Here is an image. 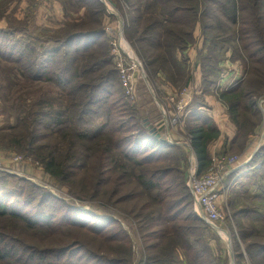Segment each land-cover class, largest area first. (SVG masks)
<instances>
[{"label": "trees", "instance_id": "obj_1", "mask_svg": "<svg viewBox=\"0 0 264 264\" xmlns=\"http://www.w3.org/2000/svg\"><path fill=\"white\" fill-rule=\"evenodd\" d=\"M82 1L85 2L79 0V3ZM123 1L133 14L131 23L134 29L129 39L138 47L148 67H155L153 79L156 86L158 81H163L171 87L157 74L158 70L166 71L169 83H180L184 79L183 87L189 85L191 77L186 78L182 69H185V54L192 45L193 32L198 25L208 41L230 46L236 58L241 59V55H244L249 64L245 86L237 84L217 93L219 102L227 108L230 121L237 129L230 149L238 147L242 150L241 132L244 126L241 120L246 121L245 115L251 114L256 121L253 126L257 125L259 117L253 100L264 95V0ZM62 6L65 8L64 3ZM86 9L90 17L96 14L93 7ZM14 32L11 28L0 30V59L16 64L13 69L16 75L10 72V76L20 79L23 84L15 94L9 87H0L4 91V95H1L4 104L1 103L6 108L8 118L13 121L12 125L0 128V149L7 151L16 148L23 153H31L37 127L46 122L42 128L48 137L54 133L55 141L53 149L40 153L37 158L43 164L44 172L57 180L66 177L62 172L65 159L62 161V155L60 159L54 155L57 144H66L64 151L70 155L67 162L71 161V165L86 159L92 161L89 169L95 163L101 166L108 164L101 172L103 177L109 172L108 176L111 175L112 170L116 169L113 156L120 157L123 161L120 164V192H123L120 204L133 198L140 202L132 220L140 232H153L160 242L156 244L160 248L158 252L165 254L162 258L147 255L143 264H219L205 236L201 235L202 230L194 225L196 222L201 224L202 220L192 214V197L184 186L182 173L167 165L172 159L175 164L180 163V156L174 157L173 152L176 150L178 154V149L162 138L151 135L136 121L132 110L135 104L124 97L116 71L108 69L112 59L103 29L93 31L92 35L74 34L64 39L52 37L48 42L32 37L28 43H22L17 56L6 52L10 47L5 42L12 39ZM18 42L10 41L11 49L17 48ZM45 44L55 46L51 48ZM199 60L202 85H212L207 77L209 70L213 69L214 59L208 54L200 56ZM6 67L0 65V71ZM33 84L49 86L57 91L40 94L28 102L26 86ZM195 105L190 109L187 107L183 115L197 173L202 174L211 168L212 158L208 147L219 139L220 132L211 119L201 112V106L194 108ZM6 131L10 133L6 134ZM114 135L117 138L111 145L107 138L112 139ZM85 150L92 154L88 157L82 153ZM71 168L74 171L70 174L81 170L77 165ZM129 186L132 189H127ZM20 197H24V194L2 192L0 197V264H130L133 254L129 243L118 239L106 240L108 232L111 237H117L111 232L109 220L79 213L86 217L82 220L75 214L78 212L76 209L63 205L62 208L69 212L61 213L58 222L54 223L55 217L43 209L49 199L46 194H42L41 200L27 214L23 211L29 208L34 196L16 201ZM52 208L55 209V206ZM183 208L189 210L185 217ZM251 213L254 211L250 209L240 211L244 215ZM180 221L189 226H178ZM8 224H21L29 234L20 237L8 234L3 229ZM62 226H67L66 230L90 232L94 235L93 240L100 243L99 247L106 244L105 248L109 246L114 256L106 257L81 241L68 247L43 248L39 238L37 242L28 241L37 237L34 232L43 229L45 233L58 232L57 229ZM122 234L120 232V237ZM256 234L244 230L241 237L247 240ZM145 237V233L141 235L142 239ZM149 248L145 247L148 251L152 249ZM246 252L252 261L256 260L254 258L259 260L254 264H264V243H252Z\"/></svg>", "mask_w": 264, "mask_h": 264}, {"label": "rangeland", "instance_id": "obj_2", "mask_svg": "<svg viewBox=\"0 0 264 264\" xmlns=\"http://www.w3.org/2000/svg\"><path fill=\"white\" fill-rule=\"evenodd\" d=\"M21 1L22 0H3L0 5V21L2 22L0 25L4 26L0 27V30H7V28H11L15 31L12 39L5 42L6 45L10 47L6 52H12L13 56H17V54L21 52L22 43H28L30 41L29 39L32 37L38 39L41 38L44 42H48L52 37H60L64 39L67 35H92L93 31L101 30L105 27H109L114 30L111 33L112 36H110V38H105V41L107 40L106 46H108L109 52H111L108 43L111 41V38L116 35V27H118L117 17L120 19L124 26V39L137 58L141 61L147 79L149 80L155 95L153 97L149 94L144 82H141L138 85L135 109L132 110L136 116V121L142 124V127L146 131H148V129L145 127V123H148L155 129L160 127L159 122L163 119L155 99L160 103L166 101L165 98L170 92L169 89H171V87H175V89L178 90L173 93H179L187 90L188 87L191 89H195L197 87L195 91L200 92V95L190 98V102L187 107L190 109V106L197 104L199 107L201 106V108H204V112H201L207 115V110L210 107L209 103L213 100L212 98H214L213 103L215 105L219 106L220 104L218 102L217 93L229 89L237 84H243V86H245L244 83H246V79L248 77L247 71H249L247 65L249 64L248 61H245L244 55H241V59L236 58L237 56L233 54L230 46L223 43H212L208 41L207 36L199 27L200 25H198L193 32V42H191L192 45L188 48L187 53L185 54V63L183 64L185 69H182L186 78L191 77V86L182 88L184 85V79H182L180 83L170 82V84L168 77L166 76V71L158 70L157 74L162 76V80H165L169 85H171V87L166 85L163 81H158L159 87H157L155 85L156 81L153 79L155 67H148L138 47H136V45L129 39V35L132 34V30L134 29L133 23H131L133 14H131V11L125 1L106 0L107 3L114 8L115 15H117L116 17L114 15L109 16L104 10V6L98 0H84L85 2L82 1L83 4L82 2L79 3V0H56L61 7L60 9H62L60 18L52 17V13H45L44 18L42 19L44 26L38 29L33 27L37 20L36 9L39 6V3L44 5V2H47V0H23L27 4V7L25 6L26 9L20 6ZM62 3L65 4V8H63ZM5 6L6 8H4ZM44 6L47 10L48 6L46 4ZM90 6L93 7L96 12V14L91 16L92 18L90 17V14L88 15L86 9L88 8L89 10ZM7 9H9L8 13L4 14V11ZM76 15H78V17ZM4 20L7 23V26L4 24ZM93 21L95 23H93ZM10 41H19V46L11 49L12 44ZM82 43L85 42L82 41ZM45 45L46 47L51 48L55 46V44ZM208 54L214 59L213 69L209 70V75L207 77V81L212 82L210 83L212 85H202L199 59L200 56L202 57ZM1 59L0 65H6L7 67L5 70L0 71V87H9L11 92L15 94L16 91L20 90V84H23L20 79L16 80L15 78H12L13 76H10V72H12L14 76L16 75L13 72L16 64H11L3 58ZM215 61H218L216 67ZM111 63L112 65L108 66V69L113 70V62L111 61ZM196 64L197 67L195 68ZM195 74L197 75L194 83ZM198 76L199 80H197ZM162 86L165 87V90L161 88ZM48 87L49 86L45 85L39 86V84H33L32 86L27 85V101L30 102L40 94H47L50 91L56 93L57 90L52 88L50 89ZM189 92L191 94V90ZM1 95H4V91L2 89H0V128L13 124L12 119L8 118L6 108L1 100ZM253 101L256 109V115L259 117V122L256 126H253V123L256 121L251 114L245 115L246 121L241 120V124L244 126L243 131L241 132V138H243L242 150L238 149V147L230 149V143L235 138L237 129L230 121L227 108L225 106L222 107V105L217 109H212L213 112L211 113V116H209L214 126L221 130L220 140L218 142H213L210 145L212 160L214 159L217 161V159H224L227 161L229 158L233 157L237 159L236 165L239 166L235 172L224 181L223 187L219 193L218 208L225 217L224 222L220 224V227H211L203 221L201 224L199 222L194 223L196 227L202 230L201 235L205 236V241H207L209 246L211 243L215 245V249H212L211 246L210 248L213 251L214 257L218 259L217 262L219 264H229L230 260L228 253L232 254L233 264H254L256 263L255 261L259 260L254 258L256 260L252 261L248 257L246 249L248 245L252 243H264V178L262 177V172L264 171V95L260 98H255ZM197 105H195L194 108H196ZM34 110L36 111L37 109L34 108ZM183 114H185V112ZM208 115H210V113ZM184 117L185 115H183V118L180 119L174 128L169 126L161 127L158 133L160 134L159 137L162 138L163 141H165L168 145L175 146L178 149V154L176 150L173 152L175 153L174 157L179 158L180 156V163L175 164L172 159L167 163V165L169 168L180 170L182 176L184 177V186L187 187L186 184L189 174L193 171H197V163L190 147ZM43 123L37 127L36 141L32 147L33 150L31 153H23L16 148L7 151L2 148L0 149V157L10 169L9 172L0 171V197L2 192L23 193L24 197H20L19 200L16 201H24L26 197L34 196L29 208L23 211L24 214H27L31 209L35 208L37 202L41 200L42 194H46L49 199H47V206H44L43 209L47 214L55 217L53 220L54 223L58 222L57 219L61 213L64 214L69 212L62 208L63 205L68 207V209H76L78 212H75V214L80 216V219L82 220L86 219V217L79 215V213L84 215L89 213L97 218L100 217L104 218V220H109L108 225H111L112 227L111 232L117 237H111L110 232H108L106 240L109 242L111 240L118 239L124 241L125 243L127 241L131 247V253L133 254L130 264L145 263L144 260L147 255H158L159 258L164 257V252L163 254L162 252H158L160 248L156 244L160 242L155 239L153 232H147L146 230L140 232L139 227L136 226L135 222L132 220L133 213H137V207L140 205V202H138L136 198H133L125 200L122 204H120V196L123 194V192H120V164L123 163L121 158L113 156V159L116 161V169L112 170L113 173L111 175L108 176L109 172L103 177L101 176V172H103V167H107L108 164L101 166L95 163L94 167L89 169L92 161L86 159L71 165V161L67 162L70 159V155L64 151L67 149L66 144H57L56 149L54 150V155L55 157H59V159L61 158L60 155H62V161L65 159V169L62 172L63 175H66L64 180H57L44 172L43 164H41V161L37 158V156H40V153L44 154L48 152L47 150L49 148L53 149L52 146L55 141L52 135L54 133L51 134V132H49L51 135L49 137L46 136V132L42 128ZM119 123L120 119L118 120V124ZM5 133L9 134L10 132L6 131ZM115 135L112 139L107 138L109 144L113 145V141L117 138ZM167 135H170V138ZM41 136H45L47 138L43 139ZM165 137H167V140ZM100 146L103 145L100 144ZM82 153L88 155V157L92 154L87 150L82 151ZM13 155L29 159L30 161L14 165L10 162ZM75 165L80 167L81 170L70 174L74 171L71 167ZM109 165H111V163H109ZM210 170L211 168L205 173H208ZM127 189H132V186H129ZM178 198H180V196H178ZM53 206H55V209L52 208ZM243 209H250L254 211V213H251L250 215L240 214V211ZM184 211L185 217V215L187 216L189 210H186L185 208ZM191 211L193 214V200ZM110 220L113 222L111 223ZM177 225H187L186 227L189 226V224H182L181 221ZM3 229L8 234L18 237L29 234L25 231L21 224L4 225ZM66 229L67 226H62L57 229L58 232H54L56 230H53L52 232L47 233H45V229H43L41 231L34 232L37 237L32 240H27L37 242L36 239L39 238L43 242V246L41 248L52 246L68 247L81 241L91 247V249L103 253L106 257L114 256V252L109 248V246L105 248L106 244L100 248V243L93 240L94 235L90 232L80 229ZM244 230L249 232L252 231L257 234L254 237L244 240L241 237V232ZM220 231H224L225 233H223L225 235L219 233ZM120 232L123 233V236L121 237ZM144 233L147 237L142 239L141 235ZM145 247H150L149 249H152L148 251ZM121 248L122 247L120 246L118 250L120 251ZM177 249L179 252L181 251V249ZM93 252L96 253L95 251Z\"/></svg>", "mask_w": 264, "mask_h": 264}, {"label": "built area", "instance_id": "obj_3", "mask_svg": "<svg viewBox=\"0 0 264 264\" xmlns=\"http://www.w3.org/2000/svg\"><path fill=\"white\" fill-rule=\"evenodd\" d=\"M103 6L104 10L109 16H116L115 10L110 6L106 0H98ZM116 35L111 38L108 45L110 48V55L113 62L114 70L116 71L124 97L133 105L137 100L138 85L144 82L149 94L155 96L153 88L147 79L144 67L141 61L137 58L133 50L129 47L128 43L123 36V23L117 17ZM112 30L109 27L103 29L105 37L110 38L112 36ZM159 87V86H157ZM165 90V87H161ZM165 98L166 101L162 103L155 99V102L161 112L162 121L160 127L156 128L158 132L161 127L169 126L175 127L180 119L183 117L188 103L190 102V92L187 90L179 93H173L171 89ZM160 135V134H159ZM170 138V135H167ZM168 138V139H169ZM167 140V137H165ZM29 159H24L20 156L13 155L10 162L14 165L22 164ZM215 162V163H213ZM237 159L229 158L227 161L224 159L212 160L211 170L205 174H198L197 171H193L189 174L187 181V188L191 194L193 200V212L194 215L204 221L211 227H220L225 220L224 215L218 208V198L220 191L223 187L224 181L235 172L237 169ZM0 171L9 172L10 169L4 163V160L0 157ZM224 231H220L222 235ZM229 264L232 263V254L228 253Z\"/></svg>", "mask_w": 264, "mask_h": 264}, {"label": "crops", "instance_id": "obj_4", "mask_svg": "<svg viewBox=\"0 0 264 264\" xmlns=\"http://www.w3.org/2000/svg\"><path fill=\"white\" fill-rule=\"evenodd\" d=\"M2 2H3V0H0V5L2 4ZM21 3V4H20ZM19 4H20V6L22 7V8H25L26 9V7H27V4L22 0L21 2H20ZM47 5L48 6V8H47V10H46V7L44 6V5ZM44 5L43 4H41V3H39V6L37 7V9H36V12H37V20H36V24L33 26V27H35L36 29H38V28H41V27H43L44 25H43V22H42V19L44 18V14L45 13H52V17H59L60 18V15H61V10L62 9H60L61 7L59 6V4H58V2L56 1V0H47V2H44ZM26 6V7H25ZM4 8H6V6L4 7ZM3 8V9H4ZM25 9H24V11H25ZM8 10L9 9H7V10H5L4 11V14H7L8 13ZM45 11V12H44ZM77 17H78V15H76ZM4 22H5V20H4ZM2 22L0 21V24H1ZM6 26H7V23L5 22L4 23ZM0 27H4L3 25H0ZM177 59L178 60H180V56H178L177 57ZM196 72H198V71H196ZM195 72V73H196ZM196 75L197 74H195L194 75V83H195V81H196ZM197 80H199V76H198V78H197ZM188 86H191V84L189 83V85ZM188 86H185V87H182V88H187ZM195 86V85H194ZM189 88V87H188ZM187 88V90H191V98L193 97V96H196V95H200V92H198V91H195V89L197 88H195V89H191V88H189L188 89ZM171 91H178L177 89H175V88H173V87H171ZM213 100H214V98H212ZM213 100L211 101V103H209L210 104V107H209V109L206 111V109H205V111L209 114L210 113V115H208L207 114V116L209 117V116H211V113L213 112V110L212 109H217V108H219V106H222V103H220L218 100V102L220 103L219 104V106H217V105H215L214 103H213ZM222 107H224V105L222 106ZM201 111H203L204 112V108H202V110ZM210 118V117H209ZM213 118V117H212ZM211 119V118H210ZM218 130H219V132H221V130L219 129V128H217ZM220 135H221V133H220ZM220 140V137H219V139L218 140H216L217 142ZM215 141V142H216ZM211 145V144H210ZM210 147L211 146H209L208 147V150H209V153H210V155H211V149H210ZM210 246H211V248L212 249H215L216 247H215V245L213 244V243H211L210 244Z\"/></svg>", "mask_w": 264, "mask_h": 264}, {"label": "water", "instance_id": "obj_5", "mask_svg": "<svg viewBox=\"0 0 264 264\" xmlns=\"http://www.w3.org/2000/svg\"><path fill=\"white\" fill-rule=\"evenodd\" d=\"M144 125L148 129V131L150 132L151 135H156V137L159 138L160 135L157 134V131L155 128L150 126L148 123H145Z\"/></svg>", "mask_w": 264, "mask_h": 264}]
</instances>
